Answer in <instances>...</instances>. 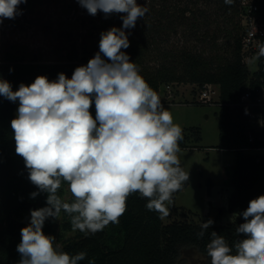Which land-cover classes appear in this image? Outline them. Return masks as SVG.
<instances>
[{
	"label": "clouds",
	"instance_id": "clouds-1",
	"mask_svg": "<svg viewBox=\"0 0 264 264\" xmlns=\"http://www.w3.org/2000/svg\"><path fill=\"white\" fill-rule=\"evenodd\" d=\"M77 2L92 16L124 14L122 27L101 32L99 51L86 65L76 67L71 78L62 72L55 80L41 75L15 91L10 82L0 79V96L19 104L10 123L15 152L39 190L30 195L47 193V206L31 210L30 223L21 229L18 264L85 260L86 252L70 255L54 246V236L43 232L45 221L58 219L62 210L70 216L72 229L87 237L110 223L119 224L127 198L134 193L147 198L149 211L167 217L173 194L189 180L178 157L183 129L122 51L130 46L125 30L134 28L149 9L137 0ZM22 3L27 0H0V23L22 14ZM224 3L231 5L234 0ZM261 57L264 43L247 63L254 65ZM93 102L95 118L90 112ZM64 182L74 197L71 203L58 195ZM240 215L244 222L236 233L244 238L235 243V252L223 236L211 232L206 246L211 264H264V195L250 200ZM213 223L212 219L203 222L198 237Z\"/></svg>",
	"mask_w": 264,
	"mask_h": 264
},
{
	"label": "trees",
	"instance_id": "trees-1",
	"mask_svg": "<svg viewBox=\"0 0 264 264\" xmlns=\"http://www.w3.org/2000/svg\"><path fill=\"white\" fill-rule=\"evenodd\" d=\"M46 1L50 0H27L19 5V9L22 15L32 14ZM76 3L82 13L89 15L77 0ZM146 7L149 11L145 17L137 20L134 28L125 30L130 46L122 51L138 66L140 74L159 97L160 87L172 83H191L199 89L206 83L218 85L217 147L235 151L230 178L232 188L226 206L233 219L221 223L215 217L204 236L198 237L203 221H195L192 216L183 214L182 218L164 223L159 213L146 208L147 198L134 193L127 198L126 211L119 224L110 223L102 231L87 237L78 230L73 238L62 242L60 250L70 255L80 251L87 253L79 264H88L92 259L95 264H179L182 251L188 248L206 256L202 264H211L206 247L211 232L223 236L235 252V243L244 238L243 234L236 233V227L244 222L240 213L248 207L250 200L264 195V155L247 152L250 148H264V101L258 99L259 89L264 86V66L251 71L242 61L237 0L231 5L225 4L224 0H147ZM122 15L105 17L98 12L95 16L110 29L122 27ZM6 22L7 25H19L17 16ZM178 25L187 32L186 40L194 39L200 45L159 46L162 35L167 34L166 31L175 32ZM222 36L227 41L225 48L224 44H218ZM98 51L99 43L90 51H82L73 42L55 60L47 61L11 43L8 47H0V79L10 82L15 91L21 83L29 85L41 75L55 80L62 72L71 78L74 69L86 65ZM151 51L155 53L153 65L148 62ZM245 92L249 93L246 100L242 99ZM17 102L0 96V264H18L21 229L30 223L31 210L47 206V193L39 192L35 198L31 197V193L39 190L28 179L23 158L15 152L10 122L16 117ZM90 112L95 118L94 102ZM189 134L199 139L197 128L192 127ZM184 138L179 147L187 146ZM66 185L67 182L62 183L58 189L61 198ZM62 213L66 216L63 228L71 229L70 216L63 210ZM54 220L48 218L45 221V235L54 231Z\"/></svg>",
	"mask_w": 264,
	"mask_h": 264
},
{
	"label": "rangeland",
	"instance_id": "rangeland-1",
	"mask_svg": "<svg viewBox=\"0 0 264 264\" xmlns=\"http://www.w3.org/2000/svg\"><path fill=\"white\" fill-rule=\"evenodd\" d=\"M65 2L50 0L36 9L32 14H19V25H7V19L0 23V47H8L11 43L24 48L26 52L36 53L39 58L47 61L55 60L68 49L73 42L79 50L90 51L99 43L101 32L107 31V26L101 18L82 13L76 0ZM137 3L147 6V0H137ZM141 20L143 18H140ZM138 19V20H140ZM162 35L159 46L171 44H199L194 39L186 40L184 27L178 25L176 31H166ZM165 36H167L166 39ZM197 42V43H196ZM218 44H227L223 36L218 39ZM148 62L154 64V51H151ZM256 64L249 65L251 71L256 70ZM215 93L210 102L197 101L199 88L191 83H172L169 88L160 87V100L164 108L173 116V122L183 129L184 144L180 147L178 157L185 172H189V180L173 194V202L169 205L170 213L163 218L164 223L172 219L182 218L188 214L195 221L211 219V213L216 221L226 223L232 221L233 214L226 210L227 196L231 191V171L234 163L235 151L217 147L219 143L218 111L219 87L213 85ZM258 96L264 101V86L259 89ZM195 100V101H194ZM19 104L15 109L17 112ZM192 127L198 129L199 139L189 134ZM250 153L264 155V148L247 149ZM62 199L73 202L69 186L64 187ZM177 208V209H176ZM224 209L220 214L219 210ZM196 213L191 215L189 211ZM66 216L60 214L54 220V246L61 249L62 242L73 238L78 230L64 229L62 222ZM206 256L193 248L182 251L179 264H202Z\"/></svg>",
	"mask_w": 264,
	"mask_h": 264
},
{
	"label": "built area",
	"instance_id": "built-area-1",
	"mask_svg": "<svg viewBox=\"0 0 264 264\" xmlns=\"http://www.w3.org/2000/svg\"><path fill=\"white\" fill-rule=\"evenodd\" d=\"M237 19L240 27L239 45L242 61L247 63V59L258 52L260 43H264V0H237ZM256 69L264 66V57L256 62ZM215 84L206 83L199 90L197 100L210 102L215 93ZM171 84L165 86L169 88ZM249 98V93L245 92L242 99ZM260 100V98L258 97Z\"/></svg>",
	"mask_w": 264,
	"mask_h": 264
},
{
	"label": "crops",
	"instance_id": "crops-1",
	"mask_svg": "<svg viewBox=\"0 0 264 264\" xmlns=\"http://www.w3.org/2000/svg\"><path fill=\"white\" fill-rule=\"evenodd\" d=\"M212 210H213V208H212ZM212 210H211V211H212ZM211 211H210V213H211V216H210V217H211V219L213 220L215 217L213 216V214H212Z\"/></svg>",
	"mask_w": 264,
	"mask_h": 264
},
{
	"label": "water",
	"instance_id": "water-1",
	"mask_svg": "<svg viewBox=\"0 0 264 264\" xmlns=\"http://www.w3.org/2000/svg\"><path fill=\"white\" fill-rule=\"evenodd\" d=\"M219 212L221 213L222 212V209H220Z\"/></svg>",
	"mask_w": 264,
	"mask_h": 264
}]
</instances>
